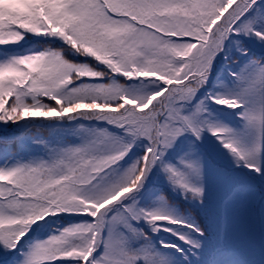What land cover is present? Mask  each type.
Returning a JSON list of instances; mask_svg holds the SVG:
<instances>
[{
  "label": "snow or ice",
  "instance_id": "snow-or-ice-1",
  "mask_svg": "<svg viewBox=\"0 0 264 264\" xmlns=\"http://www.w3.org/2000/svg\"><path fill=\"white\" fill-rule=\"evenodd\" d=\"M32 126L49 139L0 148V264H177L160 232L202 251L205 228L139 193L158 170L206 207L191 146L168 159L205 133L264 180V3L0 0V129Z\"/></svg>",
  "mask_w": 264,
  "mask_h": 264
},
{
  "label": "trees",
  "instance_id": "trees-1",
  "mask_svg": "<svg viewBox=\"0 0 264 264\" xmlns=\"http://www.w3.org/2000/svg\"><path fill=\"white\" fill-rule=\"evenodd\" d=\"M264 3V0H261ZM254 52L259 50L251 46ZM235 123V121H233ZM25 137L26 144L35 138L47 140L50 132L45 127L32 126L28 129L4 132L0 129V148H3V140L7 136ZM190 136L182 137L177 141L174 149L169 153L168 159L175 162L191 146L195 156L201 159L204 167V183L207 193V206H201L194 200L186 199L180 192L171 188L163 175L158 170H153L144 187L139 193V201L142 205L157 203V197L164 196L170 210L177 219L194 222L206 230V239H202L201 250H189L176 236L169 232H160L157 239H163L166 243H175L184 248V255L170 250L177 260V264H250L255 253L262 246L264 239V180L253 179L247 169L237 168L230 156L214 141L204 134L203 139L191 144ZM17 145L12 151H19ZM139 150V148H137ZM264 164V156L261 157ZM224 177L223 182L219 179ZM233 188L236 191L233 193ZM232 193L231 199L224 205L223 231L224 238L232 245L228 251L218 237L217 227L220 220V204L224 197ZM215 217V222L213 220ZM176 231L191 236L187 229L180 225H166ZM35 235L43 238L46 232L38 231ZM23 243V242H22ZM20 246L14 251H19ZM196 251L197 254H193ZM185 256L187 260H185Z\"/></svg>",
  "mask_w": 264,
  "mask_h": 264
},
{
  "label": "rangeland",
  "instance_id": "rangeland-1",
  "mask_svg": "<svg viewBox=\"0 0 264 264\" xmlns=\"http://www.w3.org/2000/svg\"><path fill=\"white\" fill-rule=\"evenodd\" d=\"M224 239H223L222 243L224 244L225 248L232 249V245L229 243V241L227 239H225L226 241H224ZM262 241L263 242H262V246H261L260 250L257 253H255L250 264H264V239H262ZM195 253L197 254L196 251H195ZM221 264H225V262H222Z\"/></svg>",
  "mask_w": 264,
  "mask_h": 264
}]
</instances>
